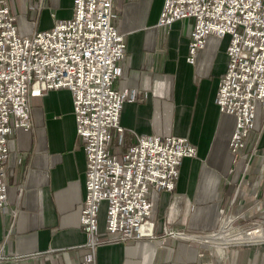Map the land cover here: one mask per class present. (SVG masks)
Returning <instances> with one entry per match:
<instances>
[{"label":"crops","instance_id":"obj_1","mask_svg":"<svg viewBox=\"0 0 264 264\" xmlns=\"http://www.w3.org/2000/svg\"><path fill=\"white\" fill-rule=\"evenodd\" d=\"M7 1L21 36L71 21L76 10V0ZM165 2L113 0L112 23L127 44L125 58L116 66L115 89L130 99L120 114L124 133L114 134L109 153L123 160L142 136L188 139L196 155L182 161L175 190L150 187L148 197L158 236L168 226L192 237L168 239L164 245L159 240L115 242L107 232L110 204L105 201L98 210L95 264H240L235 246L228 253L216 248L214 254L208 239L225 216L232 225L264 223V108L257 107L243 158L232 166L236 120L217 104L231 38L209 36L190 64L194 20L159 27ZM30 115L32 128L10 136L0 264H84L92 254L80 223L87 158L71 91L53 90L31 99ZM244 261L264 264V253Z\"/></svg>","mask_w":264,"mask_h":264},{"label":"built area","instance_id":"obj_2","mask_svg":"<svg viewBox=\"0 0 264 264\" xmlns=\"http://www.w3.org/2000/svg\"><path fill=\"white\" fill-rule=\"evenodd\" d=\"M112 15L113 0H76L73 20L21 36L8 1L0 0V209L8 199L10 136L32 128L31 99L70 90L87 158L80 223L90 237L92 254L84 264H95L98 210L105 201L110 204L107 232L115 242L159 240L164 245L168 239L188 236L168 226L158 236L148 197L150 187L175 190L182 161L196 155L188 139L142 136L123 160L109 153L114 134L124 133L120 114L130 99L115 89L116 66L125 58L127 44ZM185 19L194 20L190 64L209 36L231 38L217 104L222 114L236 120L230 141L233 166L243 158L257 107L264 108V0H166L158 26Z\"/></svg>","mask_w":264,"mask_h":264},{"label":"rangeland","instance_id":"obj_3","mask_svg":"<svg viewBox=\"0 0 264 264\" xmlns=\"http://www.w3.org/2000/svg\"><path fill=\"white\" fill-rule=\"evenodd\" d=\"M230 216H225L222 219V223L220 227L215 231L212 235H210L208 242L211 246H214V248H210V252L216 254V248L218 249L219 252L220 249H224L223 251L226 253L229 252V250L235 246V255H238L241 259L240 264H253L251 262L244 261L246 260L250 255L254 254H263L264 253V241L262 242H256L255 244L253 243H241V244H228V242H225V240L232 239L234 234L238 233H251L254 231L262 230L264 233V223H259L256 221H252L247 223L245 226L239 225V223H234L232 225V220ZM229 221V223H228ZM228 224L230 225V228L227 229ZM262 226L263 228L259 227ZM226 227V228H225ZM223 228V229H222ZM181 232V231H179ZM230 233V234H229ZM190 236V235H188ZM207 239V238H205ZM232 246V247H231ZM230 247V248H229ZM229 249V250H227ZM243 259V260H242Z\"/></svg>","mask_w":264,"mask_h":264},{"label":"bare ground","instance_id":"obj_4","mask_svg":"<svg viewBox=\"0 0 264 264\" xmlns=\"http://www.w3.org/2000/svg\"><path fill=\"white\" fill-rule=\"evenodd\" d=\"M229 223V221H228ZM226 228V227H225ZM230 228V225L228 224L227 229ZM229 230V229H228ZM258 231H254L251 233H238L234 234L232 239L225 240V242H228V244H241V243H256V242H262L264 241V233L262 230L257 229ZM230 234V233H229ZM185 237V236H184Z\"/></svg>","mask_w":264,"mask_h":264}]
</instances>
